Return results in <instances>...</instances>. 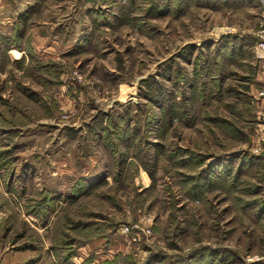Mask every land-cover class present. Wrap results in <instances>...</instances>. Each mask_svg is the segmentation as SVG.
I'll return each mask as SVG.
<instances>
[{
    "label": "rangeland",
    "instance_id": "1",
    "mask_svg": "<svg viewBox=\"0 0 264 264\" xmlns=\"http://www.w3.org/2000/svg\"><path fill=\"white\" fill-rule=\"evenodd\" d=\"M262 9L0 0V264H264Z\"/></svg>",
    "mask_w": 264,
    "mask_h": 264
},
{
    "label": "built area",
    "instance_id": "2",
    "mask_svg": "<svg viewBox=\"0 0 264 264\" xmlns=\"http://www.w3.org/2000/svg\"><path fill=\"white\" fill-rule=\"evenodd\" d=\"M261 2H262V7H263L262 22L259 28L257 29V34H256L257 42H256L255 50H256L257 57L260 59V61L264 65V0H261ZM260 93L264 95V89L261 90ZM123 230L127 232L129 230L128 226H125Z\"/></svg>",
    "mask_w": 264,
    "mask_h": 264
},
{
    "label": "crops",
    "instance_id": "3",
    "mask_svg": "<svg viewBox=\"0 0 264 264\" xmlns=\"http://www.w3.org/2000/svg\"><path fill=\"white\" fill-rule=\"evenodd\" d=\"M14 49H16V48H14ZM41 190H46V191H48V189L45 188V187H42ZM51 194H52V193H51ZM61 197H62V196H60L59 194H57L56 197L52 198V200L54 199L55 202H58L59 200L62 201ZM0 212H1V210H0ZM1 220H2V214L0 213V226H1Z\"/></svg>",
    "mask_w": 264,
    "mask_h": 264
}]
</instances>
